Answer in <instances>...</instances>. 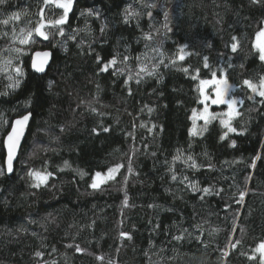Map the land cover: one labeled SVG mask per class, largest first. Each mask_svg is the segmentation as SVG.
I'll list each match as a JSON object with an SVG mask.
<instances>
[{"label":"trees","instance_id":"1","mask_svg":"<svg viewBox=\"0 0 264 264\" xmlns=\"http://www.w3.org/2000/svg\"><path fill=\"white\" fill-rule=\"evenodd\" d=\"M42 6V0L0 5V21L21 13L19 20L0 23V52L25 49L18 88L8 87L7 69L0 73V93H9L0 95V116L9 122L32 116L12 176L6 174L0 137V264H259L254 249L264 241V98L243 81L264 77L254 47L264 26V0H76L64 36L48 28L49 40L34 35V44H12V29H34ZM88 8L99 16H82ZM125 9L139 16L125 24ZM61 11L45 9L49 19ZM165 11L171 31L164 28ZM146 34L152 39H144ZM234 35L237 52L230 48ZM184 44L192 54L181 61ZM155 47L164 52V64L154 76L141 73L137 83L136 57H156L143 61L151 70L160 59L151 51ZM38 51L52 53L43 76L31 70ZM97 55L104 62L116 57L115 67L124 74L113 75V68L99 72ZM124 55L129 60L119 63ZM205 56L212 70H225L233 96L243 101L231 122L237 132L224 139L227 129L217 119L203 135L191 134L193 111L202 108L200 80L211 79ZM129 74L134 78L125 83ZM193 161L195 168L189 167ZM116 165L123 167L115 179L100 190L89 187L96 171ZM45 169L53 177L46 186L32 187L29 170ZM77 170L88 175L81 179ZM189 182L213 192L194 193ZM241 192L245 198L237 203ZM177 235L184 239L176 241ZM253 254L257 258L250 260Z\"/></svg>","mask_w":264,"mask_h":264},{"label":"snow or ice","instance_id":"2","mask_svg":"<svg viewBox=\"0 0 264 264\" xmlns=\"http://www.w3.org/2000/svg\"><path fill=\"white\" fill-rule=\"evenodd\" d=\"M7 3V0H0V5H4ZM76 3V0H42L43 6L40 8L39 16H40V22L37 24V26L29 29L21 28L19 31H17L15 28L12 29V36H11V42L12 44H19V45H29L34 44L37 41L34 39V35L37 37L42 38L43 40H49L50 33L46 31L45 29L48 28H54L55 34H58L59 36H64L65 31L62 27L63 25L68 23L69 19V13L72 12L73 6ZM251 3L253 4H260L261 0H251ZM149 7H155L154 4L148 5ZM60 9L62 10L61 13L58 15L55 19H49L46 16L45 9L47 8L48 11H51L52 8ZM54 14V13H53ZM88 15V16H99L98 11H93L91 8L85 9L81 12V15ZM55 15V14H54ZM152 13L149 12L148 16L151 17ZM21 16V13H13L11 16L8 17V19H5L3 21H0V23H3L4 25H8L9 21L11 20H19ZM139 16V13L136 11H130L129 9H125V15H124V23H129L130 19L135 18ZM164 19L165 24L164 28H166L168 31H171V28L168 26V19L169 14L167 11L164 12ZM264 24V21L261 22ZM103 27L101 28V31H103ZM8 34L4 33V37H7ZM144 39L151 40L152 36L151 34H146ZM231 40L233 41L230 44V48L232 52H237L239 47V40L237 36H232ZM257 41L258 43L254 45V47L257 48L259 59L264 62V26L260 27L259 31L257 32ZM211 46V45H209ZM189 46L188 44L182 45L178 49V59L184 60L185 56L191 55L192 53L186 52L185 49H187ZM145 48H149L148 44H145ZM151 51L156 52L160 59L157 64H153L151 67V70H149L148 65L143 63V61H150L156 59V57H150L147 52L142 53L140 57H136L138 61H141L140 69L135 73L136 82L140 83V81L143 79V76L141 73H144L148 76H154L156 75V69L159 67V65L164 64V52L160 50L159 47L152 48ZM5 53H8L7 56H5ZM25 53V49L22 47H12L8 49H4L2 52H0V73H3L5 69L8 70L10 74L7 75V78L11 83L8 85V87L15 90L18 88L22 82V78L25 76L24 68L22 67V61L21 56ZM14 54V55H13ZM49 52H36L35 56L40 57L39 63H37L36 59H33L32 61V68L37 72H43L45 70V64L47 62V58L49 57ZM141 57H143V60H141ZM129 60L128 55H124L122 59L119 61V63L126 64ZM96 61L98 64H100L99 72L107 73L109 72L110 68H113V75H123L124 69L115 67L118 64V59L116 57H113L112 59L104 62L103 58L97 55ZM171 63L175 64L176 59H172ZM167 67V65H164ZM203 66L204 68H208L211 71V79H201L200 84L202 86H211L214 89V98L208 95H204V89L201 88L200 92L203 96V99L200 101V103L205 104V108L203 110V114H201V119H205V123H208V118L216 119L218 115L217 113H209L207 103L210 101L212 104L215 105H227L228 111L223 113V116L228 117L227 120L221 118L220 123L227 129V132L224 133V135L221 137V139H224L227 137L228 132H237V129L231 125V119L233 116H239L240 113L238 112L236 106L237 104H243L242 100H237L236 98L232 97L230 94L235 91L234 86L228 82L227 74L223 68H218L217 70H212L211 66L208 62V57H203ZM227 67H232L231 63L227 65ZM183 71L187 72L188 69L184 68ZM197 73L199 72V69L196 70ZM217 72L220 73L219 77L217 76ZM14 73V75L12 74ZM134 77L132 74H129L127 76V81L132 80ZM196 76H193L192 79H196ZM243 84L247 86L248 89L251 90V92L255 95H258L262 98H264V77H261L258 81V83H253V81L245 79L243 81ZM8 92L0 93V95H8ZM249 99H252L250 96ZM261 103H264V100H261ZM92 111L95 112L96 109L92 108ZM151 111V109H150ZM207 114V117L204 115ZM196 112L193 111V118H195ZM31 117V113L24 114L20 118L15 119L14 121L9 122L6 118L3 116H0V137H2V145L3 148L6 149L7 152V172L11 173L13 171V160L16 158L17 153L21 149V141L25 137V130L28 127V123ZM103 132L107 133L110 131L108 127H102L101 129ZM204 129H200V132H203ZM93 132L97 135L100 134L97 129H93ZM200 132H197L195 128V124H193V129L191 130L192 135L200 134ZM232 146H235V141L232 142ZM174 159H180V155L174 157ZM256 159H259V157H256ZM187 160L191 161L193 158L191 156L187 157ZM64 167H70L67 161L64 163ZM123 167V165H116L113 167H109L107 169L106 173H102L101 171H96L94 176L91 177V183L89 185L90 188L93 190H100L101 185L106 184L109 180L115 179V174L119 171V169ZM189 167H197L195 161L192 162V164L189 165ZM252 167H255L253 164ZM63 171V169H61ZM78 175L81 179L84 178V176L88 175L84 171L77 170ZM171 171V169H170ZM128 172H132V168L129 164ZM3 174V170L0 169V175ZM28 175L32 177L36 183L32 185V187H40L41 185H47L48 179L50 177H53V173L48 172L46 169L41 170H29ZM171 179L173 181L177 180V176L175 172L172 173ZM184 180H188V177L185 176L180 181L181 183L184 182ZM126 182V180H125ZM189 187H191V190L195 192H203L205 195H209L213 192L212 188L205 187V188H199L197 184L189 182ZM246 192H241L239 195V200L237 203L243 202L245 198ZM201 199H203V196H201ZM128 204V198L127 195H125L124 199V205L127 206ZM185 231H187L185 229ZM122 236H127L128 239H131V236L126 233H121ZM173 239L176 241H181L184 239L182 235L174 236ZM197 241H200V237H196ZM236 244H239V241H236L235 244L232 245L233 248H235ZM72 245H69L71 247ZM207 247V245H204ZM55 251V249H53ZM77 252H83V250L77 245L76 246ZM255 254H259V264H264V241L260 242L258 246L254 249ZM253 254L249 256L248 258L250 260H255L257 257ZM37 257H42L41 252H36L35 254ZM195 255V253H193ZM223 255L226 257L228 255L227 252H224ZM99 260H103V257H97ZM55 264V262H53ZM109 264H111V261H109Z\"/></svg>","mask_w":264,"mask_h":264},{"label":"rangeland","instance_id":"3","mask_svg":"<svg viewBox=\"0 0 264 264\" xmlns=\"http://www.w3.org/2000/svg\"><path fill=\"white\" fill-rule=\"evenodd\" d=\"M257 43H258V41L256 39V44ZM201 88L204 89V95H208V96H211V97L214 98V89L211 86H202V85H200V89ZM230 95L232 97H234L233 96V92ZM202 99H203V96L201 95V100ZM206 103H207V107H208V112L209 113H217V114H220V115L217 116V118H216L217 120L220 121L221 118H223L225 120L228 119V117L222 115L223 113H225V112L228 111L227 105H215V104H212L210 101H208ZM240 105L241 104H237V106H236L238 112H239ZM204 108H205V104H202V108L200 110H198V111H195L196 112V116H195V118H193V122L195 124V128H196L197 132H200V129H204L203 132H200V134H197V135H203L207 131L209 124L211 122H213L214 120H216V119L208 118V123L206 124L205 123V119H201V114H203ZM223 108H225V109H223ZM204 115L207 117V114H204ZM236 117L237 116L234 115L230 122H232Z\"/></svg>","mask_w":264,"mask_h":264},{"label":"water","instance_id":"4","mask_svg":"<svg viewBox=\"0 0 264 264\" xmlns=\"http://www.w3.org/2000/svg\"><path fill=\"white\" fill-rule=\"evenodd\" d=\"M38 52H41V53H43V52H49V53H50L49 57L47 58V62H46V64H45V70H44L43 72H37V71H35V70L32 68V61H33V59H36V60H37V63H39V61H40V59H41L40 57H36V56H35V53H36V52L32 55V58H31V70H32V72H34L35 74H37V75H39V76H43V75H45V74L47 73V71H48V69H49V67H50V65H51V62H52V53H51L50 51H38ZM31 122H32V116L30 117V120H29V123H28V127H27V129L25 130V137H24V139L21 141V149H22V146H23L24 141H25V139H26V136H27V134H28V131H29V128H30ZM21 149H20V151L17 153L16 158L13 160V171H12L11 173H8V172H7V163H6V160H7V152H6V149H4V150H5V154H6V158H5V169H6V174H7V176H12V175L14 174V168H15L16 163L18 162L19 154H20V152H21Z\"/></svg>","mask_w":264,"mask_h":264}]
</instances>
